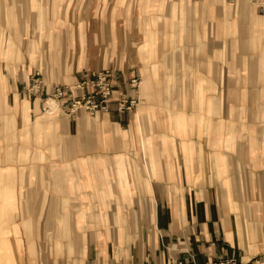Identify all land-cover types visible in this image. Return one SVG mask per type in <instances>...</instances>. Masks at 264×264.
<instances>
[{
  "label": "crops",
  "instance_id": "0c3cea01",
  "mask_svg": "<svg viewBox=\"0 0 264 264\" xmlns=\"http://www.w3.org/2000/svg\"><path fill=\"white\" fill-rule=\"evenodd\" d=\"M0 45L1 264L264 262V0H0ZM105 67L132 108L68 116Z\"/></svg>",
  "mask_w": 264,
  "mask_h": 264
},
{
  "label": "built area",
  "instance_id": "2783aa9c",
  "mask_svg": "<svg viewBox=\"0 0 264 264\" xmlns=\"http://www.w3.org/2000/svg\"><path fill=\"white\" fill-rule=\"evenodd\" d=\"M111 81V68L108 67L97 70L91 77L81 79L74 85V87L82 91L81 94L67 100L64 112L68 116H72L79 109H82L89 114H94L97 111H108L112 103L115 104L119 111L130 110L135 100L124 94H119L114 98ZM130 83L134 85L138 84L136 78H132ZM39 86V73L36 72L35 76L32 78V84L29 86V90L36 93ZM62 95L63 92L61 88L55 87L52 98H60ZM208 264H240V262L235 257H227L220 258ZM255 264H264V262L255 260Z\"/></svg>",
  "mask_w": 264,
  "mask_h": 264
},
{
  "label": "rangeland",
  "instance_id": "374dc122",
  "mask_svg": "<svg viewBox=\"0 0 264 264\" xmlns=\"http://www.w3.org/2000/svg\"><path fill=\"white\" fill-rule=\"evenodd\" d=\"M6 47H8V45L6 46ZM2 51H4L3 50V47H2V45H0V53L2 52ZM5 52L6 53H8L9 52V48H8V50H7V48H6V50H5ZM4 55H6V53H4V52H2ZM106 68V67H105ZM108 68H110V67H108ZM137 82H138V79H137ZM42 83V81H41V79H40V84ZM31 84H32V82H31ZM31 84H30V86H31ZM46 99V98H45ZM183 99H185V97L183 96ZM45 101V100H44ZM53 103H55V101L53 100L52 102H51V104H49V103H45L44 102V104H45V106H51ZM9 168H0V173H4V172H7V173H9L10 174V177H9V179H7V181H6V183H5V187H6V189L7 190H10L11 192L12 191H15V186H14V183H15V177H14V172H13V170H8ZM1 189H2V191H1ZM0 191L3 193V188L2 187H0ZM22 191V190H21ZM1 192H0V195H1ZM20 196V195H19ZM18 198H20V197H18ZM24 198H25V200H29V195L28 194H26V195H24ZM20 200V199H19ZM19 200H18V209L22 212L23 210H24V212H29V205H25V204H20L21 203V201L19 202ZM0 201H1V198H0ZM41 207H43V206H40L39 207V210H34V212H38V216H40V217H45V213H44V209L42 210V208ZM41 213H43V214H41ZM21 215H22V213H21ZM23 217V216H22ZM14 220V218H12L9 214H6L5 215V218H4V221L3 220H0V240H2V242L0 243V245H7V242H6V240L8 241V242H10L12 245H14V244H17V238H13L12 236H13V231L15 232V223L13 224V225H11V227H9L8 225L12 222ZM18 223L20 224H22V229L24 230V229H26L27 231L26 232H29V230L33 227L31 224V222L29 223V222H26L25 224H24V222H22V220H21V217H19L18 218ZM60 223V222H59ZM47 222L45 221V220H42L41 222H37V226H36V229H35V232H36V236H26L24 239H25V241H26V245L28 244V241L30 240L36 247H37V251L39 252V253H43V251H44V248H43V246H44V242L45 241H47V238H46V236H45V233L47 232V231H49V233H51L52 232V228L51 227H47ZM55 228V227H54ZM38 229V230H37ZM41 230V235H39L38 236V233H39V231ZM9 232V233H8ZM2 233H4L5 235H4V237L5 238H2ZM15 233H17V232H15ZM51 240H50V242H49V245H50V249H52V248H54V247H56L57 245H56V242L52 239V238H50ZM52 241V242H51ZM57 255H60V253L59 254H57ZM2 256L0 255V264H1V261H2Z\"/></svg>",
  "mask_w": 264,
  "mask_h": 264
},
{
  "label": "bare ground",
  "instance_id": "6f19581e",
  "mask_svg": "<svg viewBox=\"0 0 264 264\" xmlns=\"http://www.w3.org/2000/svg\"><path fill=\"white\" fill-rule=\"evenodd\" d=\"M53 99L51 97H47L44 102L51 104ZM22 102H23V100H22ZM9 177H10V174L7 172L0 173V187H3V190H4L3 193L1 192L2 189L0 192L2 194V197L7 200V204L4 206V212H5V214L10 215L12 212L15 214V206H14V200H13V193L10 190H7L5 188V183H6L7 179H9Z\"/></svg>",
  "mask_w": 264,
  "mask_h": 264
}]
</instances>
